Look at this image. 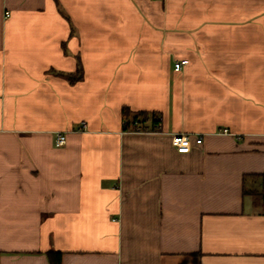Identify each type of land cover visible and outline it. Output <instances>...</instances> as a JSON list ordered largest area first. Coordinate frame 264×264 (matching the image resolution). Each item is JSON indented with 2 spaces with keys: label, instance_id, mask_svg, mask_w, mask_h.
<instances>
[{
  "label": "crops",
  "instance_id": "0c3cea01",
  "mask_svg": "<svg viewBox=\"0 0 264 264\" xmlns=\"http://www.w3.org/2000/svg\"><path fill=\"white\" fill-rule=\"evenodd\" d=\"M123 107L159 128L124 132ZM250 175L264 0H0V264H264Z\"/></svg>",
  "mask_w": 264,
  "mask_h": 264
},
{
  "label": "trees",
  "instance_id": "16d2710c",
  "mask_svg": "<svg viewBox=\"0 0 264 264\" xmlns=\"http://www.w3.org/2000/svg\"><path fill=\"white\" fill-rule=\"evenodd\" d=\"M57 75L64 77L67 79V81L70 84H73L83 77V72L80 67V64L77 65V70L74 74H63V73H57ZM159 115L156 113H148V112H138V113H131V111L123 107L122 108V130L125 131H131V125H134L135 123L139 124L142 129H153V125L159 124ZM146 123L150 124V127H146ZM251 178L255 179H261L262 182V190L264 193V175H250ZM243 194H250L254 195V193H248L243 190ZM47 259L49 264H61V253L57 251H48L47 252Z\"/></svg>",
  "mask_w": 264,
  "mask_h": 264
},
{
  "label": "built area",
  "instance_id": "2783aa9c",
  "mask_svg": "<svg viewBox=\"0 0 264 264\" xmlns=\"http://www.w3.org/2000/svg\"><path fill=\"white\" fill-rule=\"evenodd\" d=\"M7 16V15H6ZM188 61L185 59H180L178 61H176L173 65V71L174 72H179L183 69V67L185 65H187ZM131 132H145L147 131V129H142L141 126L137 123H135L134 125H131ZM159 128V124L153 125V129H158ZM149 129V128H148ZM85 130V124L81 123V131ZM220 134H224L227 135L229 134L228 131L226 129H223L220 131ZM194 138V143L196 145L201 144L202 139L201 137H193ZM192 137L190 135L187 134H173L171 135V145L172 147L175 149V151L179 154H187L190 152L191 150V146H192ZM66 143V134L64 132H58L55 134V138H54V146L56 148H60L63 147Z\"/></svg>",
  "mask_w": 264,
  "mask_h": 264
}]
</instances>
